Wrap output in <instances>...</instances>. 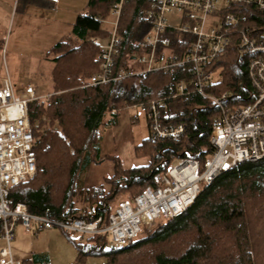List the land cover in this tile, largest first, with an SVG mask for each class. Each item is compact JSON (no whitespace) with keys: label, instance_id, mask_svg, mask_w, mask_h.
Returning <instances> with one entry per match:
<instances>
[{"label":"trees","instance_id":"trees-1","mask_svg":"<svg viewBox=\"0 0 264 264\" xmlns=\"http://www.w3.org/2000/svg\"><path fill=\"white\" fill-rule=\"evenodd\" d=\"M116 1L89 0L88 12L80 13L71 33L46 54L52 62V89L29 104L37 171L11 189V198L26 203L30 213L60 219L102 216L107 221L119 202L134 200L149 186H160L174 159L192 157L204 163L212 153L210 132L220 111L211 100L191 91L178 101L177 115L170 118L186 124L181 139L155 138L149 130L135 144V155L148 157L147 164L125 166L117 155L101 156L105 132L118 124L122 110L165 97L176 78L188 75V68L180 66L176 73L152 71L87 85L102 62L103 48L93 38L108 34L101 19L111 13ZM150 4L151 0H124L121 25L129 36L116 59L115 73L128 66L133 53H139L136 42L151 30L144 18ZM237 7L231 9L244 12L239 13L237 27L264 25V14ZM168 35L177 46L189 38L180 32ZM233 38L226 52L209 65L218 78L208 85L212 94L227 93L230 106L251 100L247 58L240 56L237 30ZM105 160L113 162V174L86 185L90 165ZM73 242L78 260L85 264L93 257L104 258L93 264H264V158L240 162L202 184L183 214L144 226L129 247L109 244L105 235Z\"/></svg>","mask_w":264,"mask_h":264},{"label":"built area","instance_id":"built-area-1","mask_svg":"<svg viewBox=\"0 0 264 264\" xmlns=\"http://www.w3.org/2000/svg\"><path fill=\"white\" fill-rule=\"evenodd\" d=\"M123 5L124 0H117L111 7L114 22L106 43L101 45L97 37L93 38L103 48L102 62L87 85L152 71L176 73L178 67H187L190 78L187 72L176 78L170 94L128 108L139 109L146 116L155 138L178 141L186 132V124L170 118L177 115L178 101L185 94L200 93L220 111L210 132L212 153L204 163L192 157L178 158L176 164L168 166L160 186H149L134 200L119 202L107 221L102 216L94 220L60 219L30 213L26 203L11 198V189L37 171L29 104L39 96L30 84L17 94L11 80L4 79L0 86V264H21L12 252L18 225L37 234L56 228L70 238L76 234L105 235L112 244L129 247L144 226L152 227L161 218L183 214L197 199L202 184L211 183L240 162L264 158V25L237 27L239 13L244 12L231 9L234 5L251 7L264 14V0H151L144 13L151 30L136 42L139 53H133L128 66L115 73L116 59L129 36V30L121 25ZM234 30L238 32L240 56L247 58L251 100L230 106L227 93L208 92V85L216 78L209 65L234 41ZM169 31L186 34V44L179 39L177 46ZM137 120L138 115H133V123Z\"/></svg>","mask_w":264,"mask_h":264},{"label":"rangeland","instance_id":"rangeland-1","mask_svg":"<svg viewBox=\"0 0 264 264\" xmlns=\"http://www.w3.org/2000/svg\"><path fill=\"white\" fill-rule=\"evenodd\" d=\"M40 1L0 0V86L8 78L17 94H21L29 84L38 96H45L51 91L52 62L46 54L60 38L71 33L77 16L89 10V0ZM101 20L103 28L111 31L114 16L109 13ZM97 38L101 45L107 41V35ZM129 112L138 115V122L129 128L121 127L118 139L123 138L125 143L132 141L134 145L148 136L149 126L146 116L139 109L131 108ZM123 143L116 145L117 152L127 157V164H130L129 146L122 147ZM177 162L178 159H174L172 163ZM74 238L85 241L87 235L76 234ZM102 260L103 257L91 259L94 262Z\"/></svg>","mask_w":264,"mask_h":264},{"label":"crops","instance_id":"crops-1","mask_svg":"<svg viewBox=\"0 0 264 264\" xmlns=\"http://www.w3.org/2000/svg\"><path fill=\"white\" fill-rule=\"evenodd\" d=\"M129 109L122 110L118 124L105 132L101 144V156L117 155L122 159L125 166L147 164L149 162L148 157L139 158L135 155V144L133 145L132 141L125 143V141H122L123 138L118 139L121 127L129 128L138 122L137 120L133 123V115L130 114ZM122 143V147L129 146L127 152L131 156L130 164H127V157L125 158L117 152L116 145L119 146ZM113 172L114 164L110 160H105L101 164L93 163L86 175V185L98 184L105 176L112 175ZM73 239L75 238L73 237ZM73 239L67 237L60 229H47L37 234L22 225H18L12 242V252L14 258L20 261L21 264H85L83 261L78 260V251ZM2 245L3 241L0 239V247ZM91 259H87V264L97 263L91 261Z\"/></svg>","mask_w":264,"mask_h":264}]
</instances>
